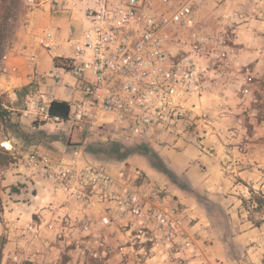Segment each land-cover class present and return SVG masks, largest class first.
<instances>
[{
    "label": "built area",
    "instance_id": "obj_1",
    "mask_svg": "<svg viewBox=\"0 0 264 264\" xmlns=\"http://www.w3.org/2000/svg\"><path fill=\"white\" fill-rule=\"evenodd\" d=\"M82 1L86 25L77 33L69 30L64 51L53 57L50 70L40 74L36 57L28 59L36 81L50 78L79 92L82 98L69 104L65 123L86 136L71 147L67 159L31 156L28 171L65 200L60 236H94L106 257L110 250L100 237L117 230L134 242L149 243L145 257L160 254L169 264H186L194 252L186 214L169 204L166 193L140 170L111 171L91 159L87 134L110 127L118 131L116 141L134 145L148 143L157 130L176 135L185 130L195 116V100L210 90L208 64L214 54L225 55L224 36L198 28L206 0ZM38 45L46 52L62 46L50 31L39 36ZM65 75L76 84L64 81ZM52 101L40 88L33 89L24 100V115L35 122H63L49 118ZM108 119L116 125L107 124Z\"/></svg>",
    "mask_w": 264,
    "mask_h": 264
},
{
    "label": "rangeland",
    "instance_id": "obj_2",
    "mask_svg": "<svg viewBox=\"0 0 264 264\" xmlns=\"http://www.w3.org/2000/svg\"><path fill=\"white\" fill-rule=\"evenodd\" d=\"M81 1L58 0L56 4L54 0H22L21 13L10 21L9 35L3 43L0 79L7 75L3 72L4 56L9 55L14 48L25 47L23 42L27 37L36 43L38 33L32 27L29 28L33 16L50 9V5L57 10L71 3L72 7L65 9L74 11V7ZM77 10H81V7H77ZM197 26L208 32L219 31L223 34L225 55L219 58L214 54L208 64L207 80L210 90L201 100H195L193 121L185 130H180L177 136L190 135L199 139L205 137L208 131L206 126H212L217 137L226 138L224 150L229 155L235 150V154L230 156L231 161L240 154H246L259 169H264V0H206L197 16ZM63 78L76 84V80L70 75ZM57 84L63 85L61 81ZM30 91L31 88H5L0 85V264L154 262L157 254L144 256V252L150 247L149 243H140L138 240L134 242L131 236H111L114 230L109 236L100 237L110 250L106 257H103L94 236H60L65 225L62 223L59 226L65 200L50 189L49 184L34 178L27 166L33 155L50 154L54 148L69 152L78 142L73 143L64 130L57 127L40 128L41 124L35 123L42 121L35 122L33 117L24 115V100ZM62 93L64 87L60 88V95ZM25 118L29 120L22 121ZM46 121L57 123L54 120ZM106 123L116 125L114 119H108ZM74 130L75 128L68 127L69 132ZM159 132L157 130L156 134ZM156 134H152L151 138L155 139ZM85 136L80 134V140ZM118 137V131L110 127L101 132L93 130L87 134V154L91 159L102 163L122 162L130 156H134L136 160L139 156L151 155L146 143L122 145L116 141ZM5 156L10 158V163L6 164ZM242 166L244 164L236 170ZM141 173L143 174L142 171ZM155 187L166 192L162 186L155 184ZM11 188H16L17 191L13 192ZM38 190H41L40 196ZM260 196L264 199L261 193L251 194L243 203L247 216L254 223L264 221V205L257 209L255 202V197ZM33 198L38 203L36 215L26 209ZM15 206L23 208L16 221L8 217ZM51 223L54 227L49 229ZM236 252L238 251L231 250L232 255L225 262L218 260L214 264H236L235 261L241 264ZM262 255L259 264H264V251ZM109 259L112 261L108 262ZM162 263L169 264L165 260Z\"/></svg>",
    "mask_w": 264,
    "mask_h": 264
},
{
    "label": "crops",
    "instance_id": "obj_3",
    "mask_svg": "<svg viewBox=\"0 0 264 264\" xmlns=\"http://www.w3.org/2000/svg\"><path fill=\"white\" fill-rule=\"evenodd\" d=\"M66 5L57 10L50 5V9L33 16L29 28L32 27L31 29L38 33L36 43L27 37L23 42L25 47L14 48L9 55H5L3 72L7 75L0 79V85L5 88H40L49 100L65 101L68 104L82 98L79 92L66 88L60 95L63 85L60 86L50 78L36 81L28 59L34 55L38 72L47 73L53 64V57L60 56L64 51L63 42L67 39L69 30L72 28L77 33L86 25L83 17L84 1L76 5L81 7V10L74 7V11H70L67 9L71 8L72 4ZM45 31L54 33L62 46L51 52L40 49L38 38ZM64 47L67 50L68 46ZM64 81L68 82L65 79ZM28 120L29 118H25L22 121ZM50 127L64 130L73 143L80 141L78 130L69 132V126L65 122L46 121L40 126L43 129ZM206 127L208 131L205 137L199 139L190 135L180 137L174 133L160 131L159 134L155 133V139L150 138L146 143L151 155L139 156L136 160L134 156H130L122 162L104 164L111 171H142L146 181L149 180L165 189L166 195L171 199L169 204L177 206L186 214L190 222L189 231L194 239L193 257L186 264H214L218 260L225 262L232 255L233 249L238 251L236 253L241 264H259L264 251V221L258 226L255 225L247 216L243 200H247L254 193H261L264 197V169H259L246 154H240L231 161L230 156L235 154V150L229 155L223 147L226 138L217 137L216 131H212V126ZM235 127H238V124H235ZM49 153L55 161L67 159L66 149L54 148ZM156 162H159V165ZM243 164L244 166L236 170ZM38 195H41V190H38ZM37 207L38 203L33 198L26 209L36 215ZM22 210L21 206H15L8 217L16 221ZM111 236L126 238L128 234L114 230ZM154 259V262L150 260L146 264H163L164 258L160 254ZM111 261L112 259L108 260Z\"/></svg>",
    "mask_w": 264,
    "mask_h": 264
},
{
    "label": "trees",
    "instance_id": "obj_4",
    "mask_svg": "<svg viewBox=\"0 0 264 264\" xmlns=\"http://www.w3.org/2000/svg\"><path fill=\"white\" fill-rule=\"evenodd\" d=\"M22 0H0V54L3 52V43L9 35L10 21L17 18L21 13ZM60 58H55L54 62L59 64ZM70 106L65 101L54 100L49 104L48 116L50 119L57 118L60 121L65 122L68 119ZM45 122H36L35 125H43ZM5 154H7L5 152ZM6 164L10 163V158L5 156ZM11 191L16 192V188H11ZM246 200H243L245 204ZM257 209H260L264 205V199L262 196L255 197ZM259 225V223H255Z\"/></svg>",
    "mask_w": 264,
    "mask_h": 264
}]
</instances>
